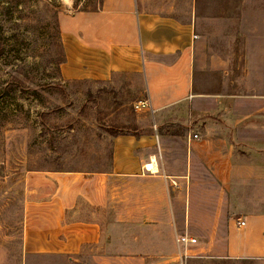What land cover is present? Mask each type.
<instances>
[{"label": "rangeland", "instance_id": "1", "mask_svg": "<svg viewBox=\"0 0 264 264\" xmlns=\"http://www.w3.org/2000/svg\"><path fill=\"white\" fill-rule=\"evenodd\" d=\"M136 2L140 11L194 22L197 90L205 94L167 115L137 109L148 95L126 74L106 81L62 78L60 17L94 10L98 0H0V264H137L139 258L145 264H264L225 257L227 219L240 207L242 191L204 184L213 177L201 159L194 160L191 189L159 175L160 142L174 136L182 139L165 142L164 156L175 173L168 180L184 178L187 136L202 131L198 114L215 109L218 98L237 122L238 146L250 142L258 150L241 165L264 168V0ZM212 118L226 120L221 114ZM112 132L142 138L147 162L155 156L160 170L142 180L114 175V197L106 204L79 200L66 213L100 222L99 243L85 244L78 254L26 251V229L39 224L42 202L55 189L48 178L110 172ZM178 233L197 238L182 261Z\"/></svg>", "mask_w": 264, "mask_h": 264}, {"label": "crops", "instance_id": "2", "mask_svg": "<svg viewBox=\"0 0 264 264\" xmlns=\"http://www.w3.org/2000/svg\"><path fill=\"white\" fill-rule=\"evenodd\" d=\"M59 23L65 57L60 70L66 80L106 81L114 74H126L134 87L145 88L151 109L166 115L185 101L205 94L197 90L192 21L140 11L136 0H102L97 9L62 15ZM217 101L215 109L201 110L198 114L203 118L202 131L192 129L198 138L193 134L187 136L186 168L181 174L184 178L172 177L171 183L168 180L175 173L164 156L169 151L165 142L182 139L174 136L160 142L163 173L159 175L169 185L191 189L196 184L194 160L201 159L213 177L204 184L214 181L222 190L242 191L240 207L227 219L225 257L264 263V168L241 165L254 157L249 151L258 150L250 142L238 146L234 136L237 122L227 117L229 108L224 109L223 98ZM214 114H221L226 120H215ZM226 123L231 124L227 127ZM142 141L134 135L116 136L110 172L87 177L76 172L52 174L48 183L55 189L50 199L42 202L39 224L26 229L23 242L26 251L78 254L85 244L99 243L103 235L100 222L70 219L66 213L75 209L79 200L96 206L106 204L114 197L109 186L114 175L128 179L136 176L139 180L148 176L146 166L151 162H147V148ZM239 221H245V225L240 226ZM141 259H137V264H145ZM105 264L113 262L105 260Z\"/></svg>", "mask_w": 264, "mask_h": 264}, {"label": "built area", "instance_id": "3", "mask_svg": "<svg viewBox=\"0 0 264 264\" xmlns=\"http://www.w3.org/2000/svg\"><path fill=\"white\" fill-rule=\"evenodd\" d=\"M135 107L137 109L142 107H150V101L148 99L139 101L137 104H135ZM152 110V109H151ZM154 112V110H152ZM194 137H198V134H195ZM148 171L152 172V169L147 168ZM238 224L245 225V221H239ZM176 242L178 245V258L182 261L184 258H187L189 256L188 253V246L192 245L197 242V238L190 236L189 234H176Z\"/></svg>", "mask_w": 264, "mask_h": 264}, {"label": "bare ground", "instance_id": "4", "mask_svg": "<svg viewBox=\"0 0 264 264\" xmlns=\"http://www.w3.org/2000/svg\"><path fill=\"white\" fill-rule=\"evenodd\" d=\"M147 168L152 169L154 172L158 170V162L155 156L153 157V162L147 164Z\"/></svg>", "mask_w": 264, "mask_h": 264}, {"label": "trees", "instance_id": "5", "mask_svg": "<svg viewBox=\"0 0 264 264\" xmlns=\"http://www.w3.org/2000/svg\"><path fill=\"white\" fill-rule=\"evenodd\" d=\"M101 4H102V0H98L97 7H96L95 9H97ZM64 60H65V57H64V59L62 60V62H63ZM62 62H61V63H62ZM112 134H113L114 136H119V135H121V134L114 133V132H112Z\"/></svg>", "mask_w": 264, "mask_h": 264}]
</instances>
